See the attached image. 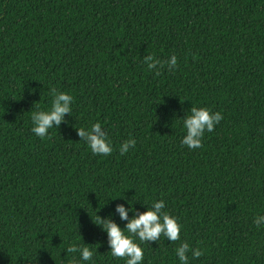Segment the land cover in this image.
Wrapping results in <instances>:
<instances>
[{
	"label": "trees",
	"instance_id": "obj_1",
	"mask_svg": "<svg viewBox=\"0 0 264 264\" xmlns=\"http://www.w3.org/2000/svg\"><path fill=\"white\" fill-rule=\"evenodd\" d=\"M51 88L72 113L40 138L30 111ZM192 105L223 116L196 149L180 143ZM96 121L108 155L77 134ZM158 199L180 240L142 242L141 264H180L181 241L202 250L189 264H264V0H0V264H68L83 242L82 264H125L99 217L123 228L117 203Z\"/></svg>",
	"mask_w": 264,
	"mask_h": 264
},
{
	"label": "clouds",
	"instance_id": "obj_2",
	"mask_svg": "<svg viewBox=\"0 0 264 264\" xmlns=\"http://www.w3.org/2000/svg\"><path fill=\"white\" fill-rule=\"evenodd\" d=\"M143 63L149 69L156 68L157 64L161 67L165 65L170 69L177 66V56L172 54L166 61H160L153 57L151 53L143 56ZM51 106L46 109L30 111L32 127L30 131L37 137L46 138L49 129L58 126L66 121L65 114L72 113L73 95L70 92L60 91L51 88ZM182 121L184 135L181 138V145L196 149L202 146V139L205 132H212L215 125L222 119L220 111H213L208 107H197L192 105L186 114L179 118ZM77 134L93 154L108 155L113 152V145L108 136L107 130L100 121L92 123L89 127L81 126L76 128ZM136 145V139L129 137L119 145L121 155L127 153L131 147ZM126 199V198H125ZM144 204V203H143ZM127 205V206H126ZM146 205V204H144ZM166 203L163 199L153 200L150 205H146L144 211H139L133 207L132 202L117 203L115 213L119 218L126 221L123 228L116 223L111 216L99 217V224L107 234V243L111 255L114 257L125 258V264H141L144 259V249L141 246L145 241H158L163 235L169 241L180 240L182 224L178 217L165 210ZM133 215L129 217V213ZM253 223L257 226L264 224V214L253 218ZM67 253H78L79 258L73 257L68 264H82L90 261L94 250L88 247L87 243H72L66 248ZM189 252L192 257H200L202 250L192 248L187 241H181L175 249L176 257L180 264H189Z\"/></svg>",
	"mask_w": 264,
	"mask_h": 264
}]
</instances>
